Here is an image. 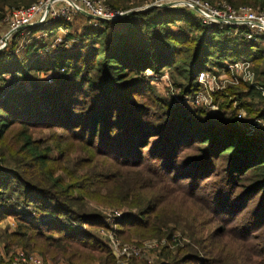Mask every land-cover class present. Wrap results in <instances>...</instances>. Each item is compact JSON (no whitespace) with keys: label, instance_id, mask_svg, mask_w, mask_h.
<instances>
[{"label":"trees","instance_id":"1","mask_svg":"<svg viewBox=\"0 0 264 264\" xmlns=\"http://www.w3.org/2000/svg\"><path fill=\"white\" fill-rule=\"evenodd\" d=\"M37 1L0 0V23L8 11ZM104 1L123 12L146 2ZM226 1L264 12V0ZM80 17L86 23L78 34L72 22L49 20L23 28L0 51V222L17 220L14 230L0 229V243L39 249L55 263L101 255L117 264L109 244L92 232L108 227L107 216L92 207H127L116 220L121 237L145 233L170 242L158 264H208L204 255L214 253L219 264H264V129L247 132L264 117L261 93L247 83L217 93L215 101L232 115L216 120L156 94L150 83L171 71L179 77L175 86L196 92L199 73L214 64L263 63L264 38L231 36L188 7H153L98 26ZM62 29L65 45L50 48L47 38ZM39 128L58 136L55 148L34 137ZM69 138L90 154L74 172ZM208 212L213 223H223L211 236L229 237L216 250L203 248L208 222L201 217ZM177 231L182 238L174 240ZM129 264L150 263L133 258Z\"/></svg>","mask_w":264,"mask_h":264},{"label":"built area","instance_id":"2","mask_svg":"<svg viewBox=\"0 0 264 264\" xmlns=\"http://www.w3.org/2000/svg\"><path fill=\"white\" fill-rule=\"evenodd\" d=\"M170 1L178 2L176 7L190 8L208 26L227 28L228 34L231 36L252 42L264 38V12L252 6L235 8L226 0H217L215 3L204 0ZM126 15L127 12L113 10L104 0H39L30 6L7 12L0 23V51L8 46L11 39L23 28L43 24L49 20L64 19L73 22L76 16H84L90 20L92 25L98 26L101 20H113ZM54 47L55 45H52L50 48ZM225 69L230 71V74L226 70L220 69H218V73L210 69L201 71L198 75L200 88L196 92H184L181 87L170 83L166 96L174 98L178 104L191 108H200L210 113L218 111L222 115L220 118L226 119L228 115H232L231 110L227 115L224 113L220 102L215 101L216 94L226 92L229 86L247 83L261 93L264 106V85L257 82L252 62L227 63ZM164 76H167L166 73L159 77ZM159 77L154 76L153 80L158 81ZM46 79L52 81L53 76L47 75ZM234 108L238 110L239 116H245L246 111L238 105L237 101L234 102ZM261 129H264V117L252 120L247 126L249 134H257ZM123 216V211L115 210L112 215L107 216V221H112L116 225V220ZM109 246L118 258L117 264H128L131 258H146L151 261L146 252L141 251L138 247L122 243L113 235H111ZM0 264H47V262L43 256L36 252L20 247L10 249L3 246L0 247ZM59 264L71 263L60 262Z\"/></svg>","mask_w":264,"mask_h":264},{"label":"rangeland","instance_id":"3","mask_svg":"<svg viewBox=\"0 0 264 264\" xmlns=\"http://www.w3.org/2000/svg\"><path fill=\"white\" fill-rule=\"evenodd\" d=\"M164 2H171L170 0H146L145 4L143 5L144 7L146 6H151L152 4H160V3H164ZM210 2V1H209ZM217 2V0L212 1L211 3H215ZM139 7L137 9H141L144 7ZM175 7V6H174ZM171 8V7H170ZM173 8V7H172ZM73 23V32L76 34L80 33L82 31V27L84 25V23H86L85 19L76 16V19L72 22ZM68 31L66 30H59L58 33L56 35H53L51 38L48 37L47 39L49 40V45L50 47H52V45H55L54 48L52 49H56L58 46H62L65 45V41H66V37H65V33H67ZM26 33H24L25 35ZM28 34L25 35V37H27ZM25 40V41H24ZM28 40V38L23 39V41H21L22 43H25ZM73 42V40L71 39L70 41H68V43ZM77 42V41H76ZM69 43V44H70ZM74 43V42H73ZM253 68L256 72V79H258L260 82L264 83V75L261 74L264 71V62L260 63L259 65L255 62H252ZM218 65H213L212 67V71L215 70V72L218 73ZM226 66L224 67H219L220 70L223 71H227L230 74V71H228L227 69H225ZM258 68V69H257ZM151 71L147 72V76L151 75ZM166 75L164 77H159L160 79L157 80H153V78H151L150 83L154 86L156 94L160 95V96H165L166 92L168 91L169 88L168 84L173 83L174 80L179 79V77L177 76H173L171 71H166ZM241 75V74H239ZM174 84V83H173ZM242 84V83H241ZM145 102L149 103L147 100H145ZM238 103V102H237ZM188 107V106H187ZM245 110V109H244ZM246 111V110H245ZM208 115L213 117L214 119L218 120V117H222V115L220 113L217 112H208ZM52 129H43V128H39V129H35L33 130L34 132V137L39 140L43 145L42 146H49L51 148H55V144L52 143L51 141L58 139L57 135H53L54 131H52ZM58 134H61V130L57 129ZM15 142H18V135L15 136ZM74 140L72 139H68L67 140V144H66V149L68 152H71L70 157L72 158V163L69 166V172H74L76 170V164H77V160L79 158H89L90 154L86 152V150L83 148V146H81L80 144H78L77 142L74 141V143H72ZM1 152V149H0ZM53 155L55 156V158L58 160L59 159V155L56 151H53ZM101 158V160L106 161L108 159H106L107 157H99ZM58 165V161L56 162L55 166ZM215 178H213L214 180ZM209 193V192H207ZM96 207H92V209H98L100 210L102 213H104L106 216H110L113 214V212L116 211H123L125 212L126 210H128V208H116V207H99L101 205H95ZM97 210V211H98ZM248 213L245 212L243 213V215L241 214L237 221L235 223L232 224V226H236L240 223V220L243 219L242 217L245 216ZM207 215H202L201 220H203L204 218H206V222H208V224L204 225V227H206V233L208 235V237H203L204 240L202 241L203 243V248H207L209 250L210 246L216 250V248H218V246L220 245H225V243L228 242L229 237H224L222 235L221 236H211V233H217L219 232V230L223 227V223L220 221H215L213 223L212 220H214V217L211 215L212 213L208 212L206 213ZM212 221V222H211ZM108 227L107 228H102V229H93L92 232L98 237L100 238L103 242L110 244L111 242V235H113L115 238H118L122 243L126 244V245H132L134 247H138L141 251L146 252L149 256V259H151V261H148L146 258H138L140 260H146L148 261V263L150 264H158L162 261H166L164 258H162L160 256L161 250L163 249V247L168 246L169 245V241L167 240V237H164L163 239H159L158 237L152 238L148 235H146L145 233H138L136 234L135 232H133V235L131 234H125V236L121 237L118 234V225H115L112 221H108ZM17 225V220L14 217H8L6 219H4L3 221L0 222V229L2 231H7V230H14L16 228ZM203 227V228H204ZM176 234L174 235L173 239H180L182 238L180 231L175 232ZM1 235V232H0ZM222 238V240H221ZM186 239V238H185ZM187 240V239H186ZM262 245H263V241H262ZM5 246L4 242L0 243V247ZM257 246H260V244L258 243ZM14 247H18V246H14ZM13 248V247H12ZM33 251V250H31ZM208 251V250H206ZM33 252H36L38 254H40L41 256H43V254L40 252V250H34ZM204 253V251H202ZM215 252V251H214ZM97 259H91V260H76L78 261V263H82V261L85 262H91L93 264H109L107 263L106 257L104 256V259H99L101 255H97ZM44 257V256H43ZM204 257H206L205 260L210 259V263L208 264H219L218 261L220 260V258L218 257V255H216L215 253L212 255H204ZM131 260H133L132 258L128 261V264L131 263ZM81 261V262H79ZM110 261V259H109ZM47 264H59L55 263V261H53L51 258H47L46 260ZM110 264H113L112 262H110ZM116 264V263H115ZM195 264V263H194ZM198 264V263H197Z\"/></svg>","mask_w":264,"mask_h":264},{"label":"water","instance_id":"4","mask_svg":"<svg viewBox=\"0 0 264 264\" xmlns=\"http://www.w3.org/2000/svg\"><path fill=\"white\" fill-rule=\"evenodd\" d=\"M178 2H175V1H171V2H164V3H160V4H158V3H156V4H152L151 6H146V7H144V8H141V9H131V10H129V11H127V14H130V13H138V12H143V11H146V10H148V9H151V8H153V7H165V8H172V7H176V4H177Z\"/></svg>","mask_w":264,"mask_h":264}]
</instances>
